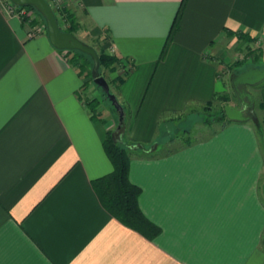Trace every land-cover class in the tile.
Returning <instances> with one entry per match:
<instances>
[{
  "label": "crops",
  "instance_id": "obj_1",
  "mask_svg": "<svg viewBox=\"0 0 264 264\" xmlns=\"http://www.w3.org/2000/svg\"><path fill=\"white\" fill-rule=\"evenodd\" d=\"M65 2L83 28L76 36L99 38L120 59L113 93L126 112L123 144L150 146L164 125L228 92L237 34L264 42V0ZM82 87L48 36L27 38L0 4V264H264L257 122L133 151L130 180L160 229L149 239L113 217L92 187L113 170L103 144L116 115L93 119ZM253 89L262 121L264 84Z\"/></svg>",
  "mask_w": 264,
  "mask_h": 264
},
{
  "label": "rangeland",
  "instance_id": "obj_2",
  "mask_svg": "<svg viewBox=\"0 0 264 264\" xmlns=\"http://www.w3.org/2000/svg\"><path fill=\"white\" fill-rule=\"evenodd\" d=\"M4 4H7L8 0H2ZM54 12L57 16L59 24L64 31H68L72 28H75L74 34H79L83 29L81 24L79 23L77 17L74 12H72L65 0H47ZM1 2V1H0ZM27 16L29 21H24L22 18L17 16H11L7 12L6 14L9 17L18 18L21 23L26 27L27 30V38H35L42 35H47L45 22L33 8H28ZM68 14H71L74 19V23L71 24ZM31 34V36H29ZM79 37V35H78ZM91 42H88L90 45L94 46L96 50L102 51L100 45V39H91ZM104 51V50H103ZM107 54L112 55L108 52ZM63 56L67 61L72 63V65L77 68L78 72H81V78L83 80V87L81 89L80 95L84 102H88L94 99H97L99 104L97 106L96 112L97 116L101 117V113L111 112L110 104L106 100H104L102 96V92L99 88H97L92 81V78L89 76V73L92 68V64L90 61L85 60L83 57H77L78 54L76 52L71 51H62ZM230 58L228 65H225V75H227V87L229 91L223 94L225 100L221 99L222 94L216 96L212 102L203 106H192L187 112H185L181 117L174 120L173 123L167 124L166 130L171 132L172 141L177 140L179 144H187L189 142L198 141L204 139L209 136L212 132L216 131L221 127V109L226 105H236V98L234 96L231 84L230 77L233 71L239 67H247L250 65H264V42H257L255 40H246V39H238L236 44H234L230 51ZM116 70H119V65H112L109 68H102V75L107 79L112 92L115 91V87L117 85V75ZM124 73V74H123ZM125 71H122L121 74L125 75ZM122 75V76H123ZM252 91H256L253 89ZM115 114V113H114ZM116 126H117V118L114 117ZM262 123V122H261ZM263 128V125H261ZM170 136V135H169ZM168 135L164 138L166 141L169 137ZM262 149L264 150V137L261 138ZM170 148V147H169ZM264 243V241H263Z\"/></svg>",
  "mask_w": 264,
  "mask_h": 264
},
{
  "label": "trees",
  "instance_id": "obj_3",
  "mask_svg": "<svg viewBox=\"0 0 264 264\" xmlns=\"http://www.w3.org/2000/svg\"><path fill=\"white\" fill-rule=\"evenodd\" d=\"M68 17L70 23L73 24L74 23L73 16L71 14H68ZM67 32L74 34L75 28L72 26V28ZM232 35L234 34L232 33ZM237 38L240 40L242 39H246L248 41L253 40L252 38L246 36L245 34H240V33L237 34ZM71 52H76L78 54L77 57L84 56L83 58H85V60L87 61H90V63L93 66V61L90 58V56L79 51H71ZM98 53L101 64L100 66L101 75L103 74L102 68H109L112 65L116 66V65H120L121 63L118 57L111 56L103 50L99 51ZM252 66H258V65H250L247 67L239 66L233 71V73L242 72ZM263 66L264 65H261L260 67ZM79 74L81 76V72H79ZM125 74H127V72ZM89 76L92 78L91 71L89 73ZM116 81H117V85H116L117 87L119 84L123 82V77H118ZM102 96L104 100H106V95L103 93V91H102ZM224 96L227 95L222 94L221 96L222 100H225ZM80 98H82L81 95ZM84 103L89 108L92 118L98 119L99 117L97 116V112H96L97 106L99 104L98 100L94 99ZM220 116L222 122L221 127H224L226 124H228L225 118L224 107L221 109ZM118 124L119 123H117V126ZM256 124H258V132L260 137L261 138L264 137V119L262 121L258 120ZM261 125H263V128ZM166 128L167 125H164V127H162L160 134L158 135V138L150 146H146L139 143L123 144L121 141L125 133V123L119 131L117 130V127L115 130L109 131L107 133L103 147L105 153L112 162L113 170L111 173L92 181V187L96 195L98 196L102 206L123 225L139 232L140 234L144 235L149 239L156 237L160 233V229L144 215V213L140 208L139 197L142 190L139 186L133 184L130 180L129 177L130 161L133 151H138L140 153H143L144 155H148L153 153L152 151L155 149V147H158L169 141H172L173 136L171 135V132H169V130L168 131L166 130ZM167 135L170 136L166 141H164V138ZM191 143L192 142H189L187 144H191ZM169 151L170 150L164 149L161 153L169 152Z\"/></svg>",
  "mask_w": 264,
  "mask_h": 264
},
{
  "label": "water",
  "instance_id": "obj_4",
  "mask_svg": "<svg viewBox=\"0 0 264 264\" xmlns=\"http://www.w3.org/2000/svg\"><path fill=\"white\" fill-rule=\"evenodd\" d=\"M15 5L34 8L46 23L47 36L51 44L60 51H79L93 61L91 75L93 84L103 91L106 101L113 109L119 131L125 123L126 112L117 96L111 92V87L104 76L100 73V57L96 48L76 35L64 31L56 17V14L47 0H11ZM230 84L236 98V105L224 106L225 118L228 123H245L258 121L255 110V97L251 89L264 84V66H252L247 70L231 75Z\"/></svg>",
  "mask_w": 264,
  "mask_h": 264
},
{
  "label": "built area",
  "instance_id": "obj_5",
  "mask_svg": "<svg viewBox=\"0 0 264 264\" xmlns=\"http://www.w3.org/2000/svg\"><path fill=\"white\" fill-rule=\"evenodd\" d=\"M0 1H1L0 4L2 5L4 11L7 12L9 15L17 16L19 18H22L24 21H29L28 20L29 16H27V12L26 11H28V8H30V7L17 6L11 0H8L9 2L7 4H4V2L2 0H0ZM54 1H59V0H54ZM29 36H31V34H29Z\"/></svg>",
  "mask_w": 264,
  "mask_h": 264
}]
</instances>
